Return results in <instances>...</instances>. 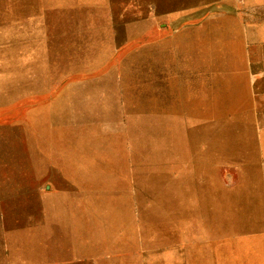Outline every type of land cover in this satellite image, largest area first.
I'll use <instances>...</instances> for the list:
<instances>
[{
    "label": "rangeland",
    "instance_id": "rangeland-1",
    "mask_svg": "<svg viewBox=\"0 0 264 264\" xmlns=\"http://www.w3.org/2000/svg\"><path fill=\"white\" fill-rule=\"evenodd\" d=\"M112 3L91 35L0 42V264H264L263 124L217 73L243 42L205 56L215 28Z\"/></svg>",
    "mask_w": 264,
    "mask_h": 264
},
{
    "label": "crops",
    "instance_id": "crops-1",
    "mask_svg": "<svg viewBox=\"0 0 264 264\" xmlns=\"http://www.w3.org/2000/svg\"><path fill=\"white\" fill-rule=\"evenodd\" d=\"M124 26H151L168 28H215L214 37L200 38L202 53H221L233 57L241 49L246 53V63L221 67L232 75L243 76L241 98L253 108L257 122L263 124L262 139L263 178L257 186L264 197V0H118ZM112 0H0V42L13 45L34 44L37 52L56 36L81 32L93 34L96 22L109 24ZM100 11H103L102 13ZM132 11L141 14H132ZM108 20V21H107ZM130 20V22H128ZM107 22V24H105ZM74 28V29H73ZM230 28V35H222ZM71 30V31H70ZM204 35L206 36L205 32ZM53 37V39H52ZM223 42L228 44H223ZM230 53V54H229ZM244 58V57H242ZM234 94L237 93L235 90ZM234 98V97H232ZM251 112V113H252ZM264 201V200H263Z\"/></svg>",
    "mask_w": 264,
    "mask_h": 264
},
{
    "label": "bare ground",
    "instance_id": "bare-ground-1",
    "mask_svg": "<svg viewBox=\"0 0 264 264\" xmlns=\"http://www.w3.org/2000/svg\"><path fill=\"white\" fill-rule=\"evenodd\" d=\"M3 47V46H2Z\"/></svg>",
    "mask_w": 264,
    "mask_h": 264
}]
</instances>
